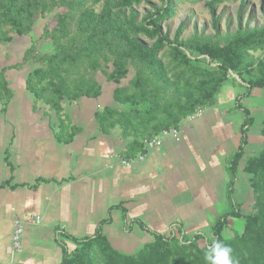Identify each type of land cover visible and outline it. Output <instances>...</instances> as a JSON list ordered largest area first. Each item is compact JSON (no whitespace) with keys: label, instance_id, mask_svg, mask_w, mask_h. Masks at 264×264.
<instances>
[{"label":"trees","instance_id":"16d2710c","mask_svg":"<svg viewBox=\"0 0 264 264\" xmlns=\"http://www.w3.org/2000/svg\"><path fill=\"white\" fill-rule=\"evenodd\" d=\"M142 1L0 0V43L30 33L36 20L47 13L54 12L55 19V24L44 27L41 34L51 43L49 51L40 53L31 44L19 62L0 68V114L6 112L12 98L6 71L32 65L25 77L32 109L44 106L55 113L58 125L54 137L60 143H69L81 128L72 123L64 104L81 97H98L101 84L95 74L107 71L106 81L116 84V106H103L94 117L102 133L117 129L120 138L129 139L120 156L131 159L145 153V141L178 128L195 111L212 106L230 72L245 83L247 95L254 88L264 87V25L247 28L238 21L235 32L223 42L212 38L179 41L178 30L171 42L162 34L160 21L174 15L176 0H154L160 2V7L140 21L133 13H125ZM244 4L241 0L242 8ZM210 6L212 10L213 4ZM141 38L152 42L148 45ZM166 48L168 63L160 56ZM130 66L134 68L133 75L127 85H120ZM242 110L245 116L239 144L225 159L226 198L230 204L246 131L252 122L249 111ZM261 136V150L248 157L243 167L250 174L252 212L242 215L232 210L210 228L209 246L215 240L230 245L238 264H264V120ZM229 215L242 219L243 229L233 237H224L222 232ZM173 230L177 232L173 236L155 233L151 242L131 254L114 249L100 228L82 239L60 235L59 264H208L204 258L208 247L199 244L204 234L196 233L192 238L184 234L180 238L182 229Z\"/></svg>","mask_w":264,"mask_h":264},{"label":"crops","instance_id":"0c3cea01","mask_svg":"<svg viewBox=\"0 0 264 264\" xmlns=\"http://www.w3.org/2000/svg\"><path fill=\"white\" fill-rule=\"evenodd\" d=\"M28 71L24 70L25 76L13 73L10 77L12 98L6 112L0 114V185L11 180L0 187V264H59L60 235L82 239L100 228L114 249L131 254L151 242L155 233L181 228L187 238L196 233L207 237L223 214L232 210L250 213V174L243 167L247 158L262 148L264 119L256 129L251 126L254 110L264 108L260 92L264 87L256 92L260 97H254L260 102H246L252 122L230 204L225 159L237 148L240 129L239 119L228 114L229 105H242L238 94L247 95L245 86L230 87L225 81L211 111L209 106L199 117L182 120L178 140L161 133L157 136L161 144L146 150L143 159L140 155L124 159L120 152L129 139L120 138L117 129L102 133L94 117L97 109L116 106V84L109 96L105 97L101 83L98 97L64 104L72 123L81 128L65 144L54 137L58 125L55 113L42 106L32 109V97L25 89ZM40 179L47 181L38 182ZM236 219L240 220L232 215L226 218L231 224L228 228H239ZM15 222L22 225L17 250L12 245ZM225 233L226 227L222 235Z\"/></svg>","mask_w":264,"mask_h":264},{"label":"rangeland","instance_id":"374dc122","mask_svg":"<svg viewBox=\"0 0 264 264\" xmlns=\"http://www.w3.org/2000/svg\"><path fill=\"white\" fill-rule=\"evenodd\" d=\"M244 1L245 4L242 8L240 6L241 0H222L218 3H215L213 0H176L174 15L172 17H166L160 21L161 32L162 34H166L171 42L176 36L178 30H180V34L178 36L179 41H186L192 38L200 40L212 38L216 41L223 42L228 35L233 34L235 32L238 21H241L242 27L247 28L260 27L264 25V0ZM211 4H213V11L211 10ZM160 5V2L154 0H144L140 4L134 5L132 8L126 9L125 13H133L135 16H137V21H140L146 15L153 14L154 10L160 7ZM53 15L54 12H51L37 19L30 33L22 36H15L12 41L7 43H0V68L19 62L21 60V57L23 56L24 51L31 44H34L35 49L40 53L49 51L51 49V43L50 41H46L41 38V34L44 27H52L55 24V19ZM141 39L148 45L152 42L149 39ZM160 56H162V58H164L163 60L168 63L170 60L168 59V48L164 49L160 53ZM197 64L202 67H206L205 63L203 62H198ZM31 67L32 65L23 67L18 70L10 69L7 74L8 81L11 80L10 77L13 75V73H16L18 77H21V75L25 76V74H23L24 70L27 71ZM170 67H173V64H170ZM106 72L98 71L95 74L96 81L104 85L103 87L106 91L105 97L108 95V91L110 90L111 86L114 85V83L106 81ZM133 73L134 68L130 66L127 78L122 80L120 85H127L128 80L129 78H131ZM244 77L247 78L246 75H244ZM19 81H21V79H19ZM22 81L24 83V80ZM227 84L229 86L230 84H234L233 86H245L242 85L241 80L231 72L226 85ZM242 90L243 89L237 88L238 92ZM258 90V88L252 89V92L250 91V97H247L246 94H238L239 100H242V105L239 103L241 105V108L236 107V104L234 102L231 103L232 105H229V107L232 108L231 111L228 113L229 116H232L231 118L233 119H239V139L241 138L240 125H242L240 122L241 119L245 116L242 108L247 107L246 102L251 101L252 99L255 102H260L259 99H254V97H260V95H256V92ZM15 91L18 92L17 89H15ZM260 92L261 96L264 97V88ZM233 106L235 107L233 108ZM42 107L45 108L44 106ZM253 118L255 120V123L252 124L251 129H256L258 126V121H260V119H264V108H258L257 110H254ZM235 150L236 147L233 151ZM244 211L246 212V209ZM251 212L252 207L250 213ZM232 219L235 218L233 217ZM236 220V222L240 223V226H237L239 228H228L231 224L229 221H227V224L225 226L227 233H225L224 237H233L234 235L240 233L239 230L242 231L243 220ZM211 235H206L209 240L212 238ZM199 244L203 246V241H200ZM138 249L139 248H137L135 251H137Z\"/></svg>","mask_w":264,"mask_h":264},{"label":"built area","instance_id":"2783aa9c","mask_svg":"<svg viewBox=\"0 0 264 264\" xmlns=\"http://www.w3.org/2000/svg\"><path fill=\"white\" fill-rule=\"evenodd\" d=\"M202 113V110H197L195 111L194 113H192L191 115H189L186 119H194V118H197L201 115ZM162 133H169L171 134L175 140H178L179 139V132H178V129L177 128H171L169 130H166V131H163ZM161 143H160V140L158 137H155L153 138L151 141H145V148L146 150L154 147V146H159ZM143 155H140L139 156V159H143ZM175 226V225H174ZM177 234V232H175L173 230V228H171L169 230L168 233H166L165 235H175ZM21 235H22V225L19 223V222H15L14 224V230H13V233H12V245H13V248L15 250H17L19 247H20V242H21ZM184 235L183 232H181V236L180 238H182V236ZM203 241V246H207L209 248V239L207 237H203L201 242Z\"/></svg>","mask_w":264,"mask_h":264},{"label":"clouds","instance_id":"9594fccd","mask_svg":"<svg viewBox=\"0 0 264 264\" xmlns=\"http://www.w3.org/2000/svg\"><path fill=\"white\" fill-rule=\"evenodd\" d=\"M204 258L208 264H238L231 246L219 240L211 243L204 253Z\"/></svg>","mask_w":264,"mask_h":264}]
</instances>
